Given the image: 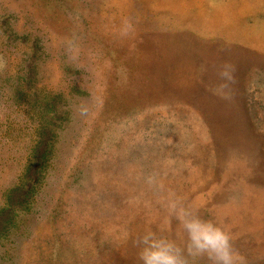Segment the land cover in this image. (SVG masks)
Listing matches in <instances>:
<instances>
[{"label": "rangeland", "instance_id": "1", "mask_svg": "<svg viewBox=\"0 0 264 264\" xmlns=\"http://www.w3.org/2000/svg\"><path fill=\"white\" fill-rule=\"evenodd\" d=\"M169 193L264 264V0H0V264L183 250Z\"/></svg>", "mask_w": 264, "mask_h": 264}, {"label": "clouds", "instance_id": "2", "mask_svg": "<svg viewBox=\"0 0 264 264\" xmlns=\"http://www.w3.org/2000/svg\"><path fill=\"white\" fill-rule=\"evenodd\" d=\"M85 111L82 109V113ZM163 206L183 230L185 248L181 250L174 240L146 230L136 241L139 264H189L188 257H206L210 264L241 262L242 258L234 251L231 236L225 228L212 220L201 218L194 210L184 206L175 193L167 195Z\"/></svg>", "mask_w": 264, "mask_h": 264}]
</instances>
